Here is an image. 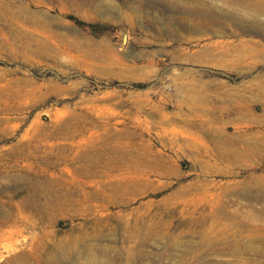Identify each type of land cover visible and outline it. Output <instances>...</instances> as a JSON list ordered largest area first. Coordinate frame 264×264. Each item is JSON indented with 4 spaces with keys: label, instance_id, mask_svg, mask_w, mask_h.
Here are the masks:
<instances>
[{
    "label": "rangeland",
    "instance_id": "374dc122",
    "mask_svg": "<svg viewBox=\"0 0 264 264\" xmlns=\"http://www.w3.org/2000/svg\"><path fill=\"white\" fill-rule=\"evenodd\" d=\"M263 110L264 0H0V264H264Z\"/></svg>",
    "mask_w": 264,
    "mask_h": 264
},
{
    "label": "bare ground",
    "instance_id": "6f19581e",
    "mask_svg": "<svg viewBox=\"0 0 264 264\" xmlns=\"http://www.w3.org/2000/svg\"><path fill=\"white\" fill-rule=\"evenodd\" d=\"M260 1H262V0H260ZM21 3V2H20ZM255 3H256V1H255ZM261 3V2H260ZM257 4H259V2L257 3ZM263 6V5H262ZM259 7V6H258ZM261 7V6H260ZM9 31V30H8ZM8 35V34H7ZM6 35V36H7ZM264 111V110H263ZM260 124H262L263 126H264V119L262 120V122H260ZM253 146H255V144L253 145ZM260 146V145H259ZM256 147V146H255ZM258 147V146H257ZM231 150L233 149V148H230ZM258 149H260V147L258 148ZM224 151H216L215 152V155L218 157V159L220 160V161H222V160H226L227 158H228V161H229V163L230 162H232V157H233V151H230L228 148L226 149H223ZM234 150V149H233ZM257 184V183H256ZM249 186H251V185H249ZM262 186V185H261ZM264 186V185H263ZM252 187H254L253 185H252ZM260 187V186H259ZM251 188V187H250ZM256 192V191H255ZM260 194H262V193H260ZM260 194H258V195H260ZM264 194V193H263ZM255 195V194H254ZM258 195H257V197H258ZM249 196H250V194H249ZM252 196V195H251ZM251 196H250V199H251ZM261 196V195H260ZM254 197V196H253ZM259 198V197H258ZM253 199V198H252ZM218 219V218H217ZM213 221V220H212ZM212 221H210V222H212ZM216 221V220H215ZM214 221V222H215ZM219 221V220H218ZM214 222H212V223H214ZM215 224H216V222H215ZM211 225V224H210ZM211 227V226H210ZM260 238V237H259Z\"/></svg>",
    "mask_w": 264,
    "mask_h": 264
}]
</instances>
